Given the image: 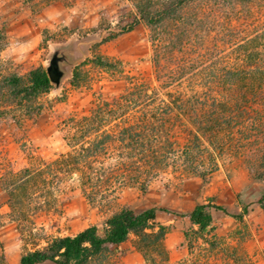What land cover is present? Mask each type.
Here are the masks:
<instances>
[{"label": "trees", "instance_id": "trees-1", "mask_svg": "<svg viewBox=\"0 0 264 264\" xmlns=\"http://www.w3.org/2000/svg\"><path fill=\"white\" fill-rule=\"evenodd\" d=\"M133 2L134 20L105 41L145 24L154 32V81L131 78L118 97L70 118L68 154L37 170L3 174L0 186L15 220L25 216L23 207L45 198L74 173L92 205L125 186L145 192L152 179L170 169L206 178L218 170L224 153H251V170L264 181V0ZM50 86L45 67L39 65L25 77H2L0 97L21 98ZM260 205L264 209V193ZM210 208L197 204L188 214L191 228L185 239L191 256L174 264H217V245L208 242ZM159 212L171 213L121 207L101 232L92 225L74 236L53 237L44 247L22 254L19 264H113L106 262L111 248L132 234L148 264H171L165 245L168 227L157 222ZM202 245L210 248L200 250Z\"/></svg>", "mask_w": 264, "mask_h": 264}, {"label": "rangeland", "instance_id": "rangeland-1", "mask_svg": "<svg viewBox=\"0 0 264 264\" xmlns=\"http://www.w3.org/2000/svg\"><path fill=\"white\" fill-rule=\"evenodd\" d=\"M136 14L133 0H0V79L25 77L39 65L45 67L54 46L71 43L80 59L67 68L59 90L51 83L42 93L0 97V177L8 171L40 169L68 154L70 118L118 97L131 78L154 81V32L145 24L105 41ZM248 156L252 154L224 153L218 170L206 178L170 169L152 179L145 192L125 186L95 205L82 193L78 174H70L48 196L23 207L25 216L19 220L12 217L7 192L0 186V264H16L22 254L44 247L53 237L74 236L92 225L101 232L121 207L171 212H159L157 222L168 227L165 245L174 264L191 256L185 239L191 228L188 214L201 203L211 205L208 242L217 245V264H264V181L254 176ZM137 242L130 235L111 248L106 262L148 264ZM202 246L198 248H210Z\"/></svg>", "mask_w": 264, "mask_h": 264}, {"label": "water", "instance_id": "water-1", "mask_svg": "<svg viewBox=\"0 0 264 264\" xmlns=\"http://www.w3.org/2000/svg\"><path fill=\"white\" fill-rule=\"evenodd\" d=\"M79 61L80 59L76 57L71 43L52 48L45 69L55 90H59L63 79L68 75L67 68L76 65Z\"/></svg>", "mask_w": 264, "mask_h": 264}, {"label": "crops", "instance_id": "crops-1", "mask_svg": "<svg viewBox=\"0 0 264 264\" xmlns=\"http://www.w3.org/2000/svg\"><path fill=\"white\" fill-rule=\"evenodd\" d=\"M19 260H20V257H19ZM19 260H18V262H16V264H19ZM47 263H49V264H53V263H51V262H46V263H43V264H47ZM15 264V263H14Z\"/></svg>", "mask_w": 264, "mask_h": 264}]
</instances>
